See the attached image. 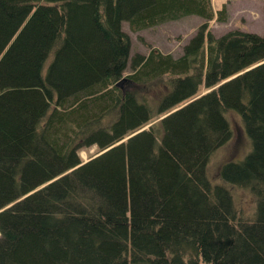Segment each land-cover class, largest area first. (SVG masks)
Instances as JSON below:
<instances>
[{
  "label": "trees",
  "instance_id": "1",
  "mask_svg": "<svg viewBox=\"0 0 264 264\" xmlns=\"http://www.w3.org/2000/svg\"><path fill=\"white\" fill-rule=\"evenodd\" d=\"M189 14L205 21L181 55L150 46L125 75L123 21ZM215 14L0 0V264H264V35L217 36Z\"/></svg>",
  "mask_w": 264,
  "mask_h": 264
},
{
  "label": "rangeland",
  "instance_id": "2",
  "mask_svg": "<svg viewBox=\"0 0 264 264\" xmlns=\"http://www.w3.org/2000/svg\"><path fill=\"white\" fill-rule=\"evenodd\" d=\"M212 4L216 14L213 19L208 20V29L215 35L219 36L232 29L253 31L264 35V0H212ZM223 5H226L228 10L226 21H220L216 18L218 10ZM204 21L205 18L200 15L189 14L139 30H132L129 23L123 21V29L131 37V50L125 75L131 71L130 64L133 54L136 52H147L150 46H156L164 52L172 53L176 57L181 55L184 46L196 34L199 26ZM207 90L203 88L201 92H206ZM97 150V145L82 147L79 150V154L84 161H87ZM245 151L246 148L238 145L233 151V156L239 152L244 154ZM240 192L243 193L241 201H243L248 211L251 204L250 196L245 190H240Z\"/></svg>",
  "mask_w": 264,
  "mask_h": 264
}]
</instances>
